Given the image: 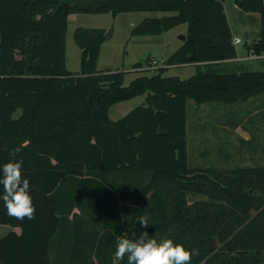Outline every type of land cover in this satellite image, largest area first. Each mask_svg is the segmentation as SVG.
Segmentation results:
<instances>
[{
    "label": "trees",
    "instance_id": "1",
    "mask_svg": "<svg viewBox=\"0 0 264 264\" xmlns=\"http://www.w3.org/2000/svg\"><path fill=\"white\" fill-rule=\"evenodd\" d=\"M225 1L0 0V165L23 161L35 205L32 219H17L0 201V226L20 229L0 240V264H127L114 253L120 237L145 231L139 217L151 238L195 250L191 264H264V166L189 168L188 101L264 96V70L238 61ZM235 3L261 16V39L246 49L264 57V0ZM134 12L173 15L145 19L133 37L188 25L166 68L140 63L133 72L152 76L125 85L127 72L98 70L106 31L79 29L81 69L68 71L70 15ZM177 66L196 74L165 75ZM141 96L145 105L110 118L115 105Z\"/></svg>",
    "mask_w": 264,
    "mask_h": 264
},
{
    "label": "rangeland",
    "instance_id": "2",
    "mask_svg": "<svg viewBox=\"0 0 264 264\" xmlns=\"http://www.w3.org/2000/svg\"><path fill=\"white\" fill-rule=\"evenodd\" d=\"M226 11L234 37H238L242 42L236 45L237 50L244 55L246 46L261 39V16L258 13L243 11L236 5L235 0H227ZM172 15L160 12L123 13L116 17L112 14L70 15L66 35L68 71L75 74L81 69V51L75 41L77 30L100 29L106 31V41L101 49L99 71L127 72L125 85L139 77L152 76V72H133V68L144 63V68L153 69L148 65L151 59H155L160 65L163 64L161 57H167L178 50L182 43L181 36L185 29L188 30V26L181 25L161 36L133 37L132 32L147 18ZM132 22L136 25L132 26ZM247 64L250 70H264V59L249 61ZM195 74L194 67L177 66L165 75L187 80ZM145 104L146 96L119 103L111 109L110 118L119 121ZM187 110L190 169L234 170L264 166V96L236 105L211 103L197 106L193 101H188ZM195 200L207 201V198L196 196Z\"/></svg>",
    "mask_w": 264,
    "mask_h": 264
},
{
    "label": "clouds",
    "instance_id": "3",
    "mask_svg": "<svg viewBox=\"0 0 264 264\" xmlns=\"http://www.w3.org/2000/svg\"><path fill=\"white\" fill-rule=\"evenodd\" d=\"M22 169L23 161L19 159L0 165V201L9 216L32 219L35 205L30 181L22 175ZM138 223L145 231L134 239L120 237L114 253L115 261H123L127 256V264H191L195 250L186 249L171 239L151 238L146 230L150 226L146 217H139Z\"/></svg>",
    "mask_w": 264,
    "mask_h": 264
},
{
    "label": "crops",
    "instance_id": "4",
    "mask_svg": "<svg viewBox=\"0 0 264 264\" xmlns=\"http://www.w3.org/2000/svg\"><path fill=\"white\" fill-rule=\"evenodd\" d=\"M226 3H227V0L225 1V3H224V9H225V14H226V17H227V19H228V23H229V25H230V29H231V32H232V28H231V24H230V21H229V18H228V14H227V11H226ZM132 26H135L136 24L134 23V22H132V24H131ZM188 26V25H187ZM187 33H188V30L187 29H185L184 30V32H183V35L182 36H185L186 38H187ZM232 35H233V32H232ZM181 36V37H182ZM233 39L235 40V39H239L238 37H234V35H233ZM182 43H181V46L184 44V42L183 41H181ZM242 43V42H241ZM240 43V44H241ZM240 44H237V45H240ZM180 46V47H181ZM235 46H236V44H235ZM179 47V48H180ZM178 48V49H179ZM176 52V51H175ZM244 52H246V54H244V55H242L241 53H239V50H238V61L239 62H243V63H248L249 61H253V60H257V59H264V57H262V58H257V57H254V56H252V55H250V53L247 51V49L244 51ZM172 55V54H171ZM171 55H168L167 57H161V59H160V61H161V63H163V64H161L159 67H165L166 68V65L164 64L165 62H166V60L171 56ZM166 56V55H165ZM180 67H185V66H180ZM191 67H194L195 68V66H191ZM172 68H174V67H171V68H169V70L170 69H172ZM169 70H168V72H169ZM174 77H176V76H174ZM11 232H15V233H20V229L19 228H14V227H11V226H6V225H2V226H0V238H2L3 236H5L6 234L8 235L9 233H11Z\"/></svg>",
    "mask_w": 264,
    "mask_h": 264
},
{
    "label": "built area",
    "instance_id": "5",
    "mask_svg": "<svg viewBox=\"0 0 264 264\" xmlns=\"http://www.w3.org/2000/svg\"><path fill=\"white\" fill-rule=\"evenodd\" d=\"M241 40L240 39H235L234 40V44H240ZM150 64V66L153 67V69H156L160 66L159 62H157L155 59H151L150 62H148V65Z\"/></svg>",
    "mask_w": 264,
    "mask_h": 264
},
{
    "label": "water",
    "instance_id": "6",
    "mask_svg": "<svg viewBox=\"0 0 264 264\" xmlns=\"http://www.w3.org/2000/svg\"><path fill=\"white\" fill-rule=\"evenodd\" d=\"M181 40H182L183 42H185V41H186V37H185V36H182V37H181ZM158 135H159V136H166V135H167V131L165 130V128H164L162 125H161L160 128H159Z\"/></svg>",
    "mask_w": 264,
    "mask_h": 264
}]
</instances>
